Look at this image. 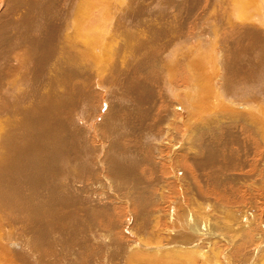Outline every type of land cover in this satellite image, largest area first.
<instances>
[{
  "label": "bare ground",
  "instance_id": "bare-ground-1",
  "mask_svg": "<svg viewBox=\"0 0 264 264\" xmlns=\"http://www.w3.org/2000/svg\"><path fill=\"white\" fill-rule=\"evenodd\" d=\"M1 5L0 264H264V0Z\"/></svg>",
  "mask_w": 264,
  "mask_h": 264
},
{
  "label": "rangeland",
  "instance_id": "rangeland-1",
  "mask_svg": "<svg viewBox=\"0 0 264 264\" xmlns=\"http://www.w3.org/2000/svg\"><path fill=\"white\" fill-rule=\"evenodd\" d=\"M1 1V0H0ZM79 1V0H78ZM219 3H221L220 1H218L217 2V4H219ZM2 9H3V11L5 10L4 9V7L1 5L0 6V12H2ZM263 13H264V9H263ZM66 28V27H65ZM130 31H133L132 29H129ZM64 31H66L65 29L64 30H62V33H61V40H65V32ZM63 32H64V34H63ZM62 90V88H59V91H61ZM167 191V192H166ZM202 191H204V194H201L200 195V200L203 202V203H199L200 205H201V207L202 208H206L205 210L206 211H208L210 214H215V215H218L217 217H221V219L224 221V222H226V223H228V224H230V226H231V230H237V233L236 234H239V235H241L242 233H243V237L244 236H246L245 238H249L250 236H247V235H245V233L246 232H248L249 231V229H251L252 227H253V224H252V226L250 225H246L242 220V218H244V220L246 219V217H243V214L242 213H240V211H238V209L236 208L237 207V204H235L233 201L232 202H226V199H224V201H220V200H218L219 198H218V195H215V196H213L215 199H216V201L217 202H215V200L211 197V194H206L205 192H206V190L204 189V190H202ZM167 195V196H166ZM174 195V193L172 192V191H170V190H168V189H165V196L167 197V198H169V196H173ZM203 195H205V196H203ZM208 195H210V196H208ZM153 196V195H152ZM249 196V195H248ZM185 197L187 198V199H190V197H196V196H191V194H187V195H185ZM206 198V200L204 199V198ZM153 198H154V196H153ZM222 199L224 198V197H221ZM192 199V198H191ZM203 199H204V201H203ZM211 200V201H210ZM207 202V203H204V202ZM235 202H236V199L234 200ZM220 202V203H219ZM233 203V204H232ZM214 205H215V208H214ZM226 205V206H225ZM227 205L229 206V208L227 207ZM207 206V207H206ZM222 207V209H221V207ZM231 206V207H230ZM214 208L213 210L212 209H210V208ZM224 207V208H223ZM235 207V208H234ZM209 208V209H208ZM217 209H219V210H217ZM226 210V211H224V210ZM231 209V210H230ZM233 209L234 210H237V211H233ZM215 211V212H214ZM259 211V210H258ZM227 212H229V213H227ZM231 212V213H230ZM236 212V214H233V213H235ZM217 213H219V214H217ZM225 213H227V214H225ZM231 214H233V215H231ZM232 216V217H231ZM230 217V218H229ZM225 218H227V219H225ZM233 219V220H232ZM227 220H228V222H227ZM229 220L231 221V223H229ZM238 220V221H237ZM242 221V222H241ZM234 223V224H233ZM242 223V224H241ZM248 226V229L246 228ZM251 227V228H250ZM235 228V229H234ZM240 228H242V230L240 231V233H239V229ZM244 229V230H243ZM13 240H17V239H13ZM222 255V254H221ZM199 255H195V259H197L198 261H200V263L199 264H202L201 262H202V257H200ZM222 260V259H221Z\"/></svg>",
  "mask_w": 264,
  "mask_h": 264
}]
</instances>
